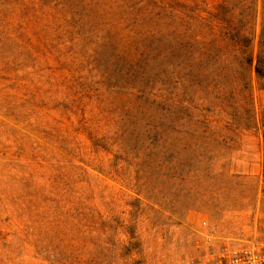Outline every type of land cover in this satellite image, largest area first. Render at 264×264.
Listing matches in <instances>:
<instances>
[{
    "label": "rangeland",
    "instance_id": "rangeland-1",
    "mask_svg": "<svg viewBox=\"0 0 264 264\" xmlns=\"http://www.w3.org/2000/svg\"><path fill=\"white\" fill-rule=\"evenodd\" d=\"M158 1L181 11L198 68L187 93L208 110L197 113L206 126L170 128L166 147L151 145L145 122L122 120L110 91L104 106L64 109L73 95L59 87L40 1L0 0V264H191L264 235V0ZM247 55L250 87L216 108L217 86L238 83Z\"/></svg>",
    "mask_w": 264,
    "mask_h": 264
},
{
    "label": "trees",
    "instance_id": "trees-1",
    "mask_svg": "<svg viewBox=\"0 0 264 264\" xmlns=\"http://www.w3.org/2000/svg\"><path fill=\"white\" fill-rule=\"evenodd\" d=\"M39 1L44 43L57 44L55 72L59 74V87L73 95L61 102V106L72 115L84 113L90 101L104 106L102 91H110L123 103L121 109H115L122 120L145 122L154 131L151 145L158 143L166 147V135L169 137L170 128L175 126H206L207 120L198 118L197 113L208 110H202L204 105L195 104L194 98L187 93V77L193 75L196 85L198 68L187 56L180 25L181 11L174 9L173 12L170 10L173 7L158 0H140L132 5L129 0ZM120 9H128L124 19L122 16L111 21ZM80 42L94 50L89 64L96 61L97 66L85 65L87 53L79 51L77 43ZM101 59L119 68L118 75L112 74L109 65L103 66ZM245 61L242 67L245 73L236 80L238 83L229 88L218 85L217 93L211 94L216 108L221 107L226 97H238L250 87L246 71L253 72L254 60L247 55ZM223 72L220 67L218 79L225 77ZM255 73L264 81V61L257 62ZM205 74V79L210 78L209 73ZM148 132L151 134L149 129Z\"/></svg>",
    "mask_w": 264,
    "mask_h": 264
},
{
    "label": "built area",
    "instance_id": "built-area-1",
    "mask_svg": "<svg viewBox=\"0 0 264 264\" xmlns=\"http://www.w3.org/2000/svg\"><path fill=\"white\" fill-rule=\"evenodd\" d=\"M7 240L0 229V245ZM191 264H264V235L240 243H224L208 256L192 260Z\"/></svg>",
    "mask_w": 264,
    "mask_h": 264
}]
</instances>
